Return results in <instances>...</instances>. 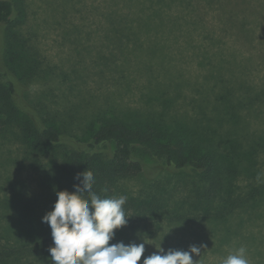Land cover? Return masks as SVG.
<instances>
[{"label":"rangeland","instance_id":"obj_1","mask_svg":"<svg viewBox=\"0 0 264 264\" xmlns=\"http://www.w3.org/2000/svg\"><path fill=\"white\" fill-rule=\"evenodd\" d=\"M19 7L13 32L26 51L22 58L17 49L10 64L17 70L10 78L13 107L5 100L11 74L0 35V243L20 241L28 214L41 218L52 209L54 189L74 191L71 151L113 124L152 127L162 140L186 147L195 137L179 134L176 123L220 136L230 126L244 146L260 144L258 184L264 183V0H20ZM230 111L237 116L232 126L213 121ZM25 115L57 129L62 145L41 142ZM137 157L143 172L110 186L114 198L126 197L128 216L110 245L145 243L138 264L159 244L165 251L200 247V256H192L196 264H219L243 246L249 264H264V211L251 224L226 228L134 217L129 197L178 175Z\"/></svg>","mask_w":264,"mask_h":264},{"label":"trees","instance_id":"obj_2","mask_svg":"<svg viewBox=\"0 0 264 264\" xmlns=\"http://www.w3.org/2000/svg\"><path fill=\"white\" fill-rule=\"evenodd\" d=\"M19 1L0 0L3 64L11 74L5 85V100L11 106L16 85L10 78H17V70L10 64L16 62L19 50L22 58L26 51V48L19 49L21 42L13 32L15 22L18 23V16L23 11L19 7ZM209 1L217 3L221 0ZM242 26L245 29L246 25ZM245 31L249 33V30ZM248 102H251L250 98ZM229 104L226 106L228 110ZM236 104L240 105L241 102ZM218 115L220 118L213 121L220 123L221 119H226V126H232L237 121V116L231 111L226 116L221 112ZM26 118L28 126L41 142L53 148L62 145L61 134L57 129L34 123L28 116ZM1 124L4 125L3 120ZM176 128L178 133L183 130L186 136H194L193 145L191 142V146L186 147L182 141H164L159 137L160 132L152 127L140 130L113 124L99 129L85 147L71 151L68 159L72 174L70 185L73 187L74 184H79V180L74 177L88 169L95 178L93 191L102 198H113L111 184L121 178L142 173L145 164L137 155L144 154L153 161L162 162L169 172L178 175H175L176 181L166 180V184L150 185L138 196L129 197L130 205H127L132 206L131 214L134 217L181 225L206 221L220 228L251 224L252 218L261 219L264 211V183L258 184L260 144L254 142L244 146L243 138L232 136L234 133L230 126L226 128V136L218 135L217 130L201 131L200 134L191 128L184 129L179 123H176ZM185 178L190 180L186 182ZM250 178L257 180L242 184ZM181 189L184 193L179 196ZM233 216H237L239 221L232 222L235 220L232 219ZM32 217V213L28 214V227L20 241L13 246L0 243V264H51L48 252L49 247L53 246L50 226L42 222V217ZM30 218L32 219L29 221Z\"/></svg>","mask_w":264,"mask_h":264},{"label":"clouds","instance_id":"obj_3","mask_svg":"<svg viewBox=\"0 0 264 264\" xmlns=\"http://www.w3.org/2000/svg\"><path fill=\"white\" fill-rule=\"evenodd\" d=\"M74 179L80 182L73 185L75 191L54 189L52 209L41 218L51 229L53 246L48 252L52 264H138L145 243L109 244L114 230L127 224L123 208L126 197L99 196L93 191L95 178L91 170L78 173ZM156 248L157 252L145 257L142 264H196L192 256L201 254L195 245L187 251H165L161 244ZM219 264H249L246 248L230 252Z\"/></svg>","mask_w":264,"mask_h":264}]
</instances>
